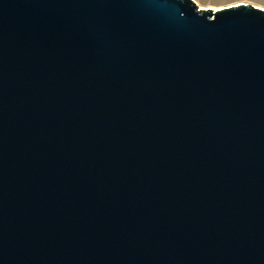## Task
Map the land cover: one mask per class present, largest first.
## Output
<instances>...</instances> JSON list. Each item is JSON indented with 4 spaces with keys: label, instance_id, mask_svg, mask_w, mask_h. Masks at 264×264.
<instances>
[{
    "label": "water",
    "instance_id": "obj_1",
    "mask_svg": "<svg viewBox=\"0 0 264 264\" xmlns=\"http://www.w3.org/2000/svg\"><path fill=\"white\" fill-rule=\"evenodd\" d=\"M0 264H264V10L0 0Z\"/></svg>",
    "mask_w": 264,
    "mask_h": 264
},
{
    "label": "rangeland",
    "instance_id": "obj_2",
    "mask_svg": "<svg viewBox=\"0 0 264 264\" xmlns=\"http://www.w3.org/2000/svg\"><path fill=\"white\" fill-rule=\"evenodd\" d=\"M197 4L211 8L224 7L230 5L251 4L264 10V0H194ZM198 5V6H199Z\"/></svg>",
    "mask_w": 264,
    "mask_h": 264
},
{
    "label": "bare ground",
    "instance_id": "obj_3",
    "mask_svg": "<svg viewBox=\"0 0 264 264\" xmlns=\"http://www.w3.org/2000/svg\"><path fill=\"white\" fill-rule=\"evenodd\" d=\"M193 1H194V0H193ZM195 3H196L197 6L199 5V4H197V2H195ZM230 6H234V5H230ZM230 6H228V7H230ZM198 8H199V9H203V10L208 9V10H212V12H216V11H218V10H220V9H223L224 7L211 8V7H207V6L199 5Z\"/></svg>",
    "mask_w": 264,
    "mask_h": 264
}]
</instances>
